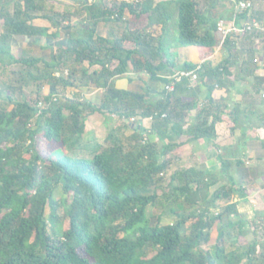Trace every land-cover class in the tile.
<instances>
[{
  "label": "trees",
  "instance_id": "obj_1",
  "mask_svg": "<svg viewBox=\"0 0 264 264\" xmlns=\"http://www.w3.org/2000/svg\"><path fill=\"white\" fill-rule=\"evenodd\" d=\"M7 1L0 0V70L11 68L16 85L0 82V264H264V236L240 240L248 232L247 219L232 197L248 193L226 174L231 161L218 156V171L199 166L193 154L190 164L179 162L187 142L212 139L217 122L225 120V112L232 114L224 99L213 97L214 89L227 85L242 53L253 58L259 51L256 38L264 51V29L258 28L226 36L221 48L227 56L219 64L206 60L221 40L220 19H264L257 0H249L246 9L238 8L240 0H165L154 5L153 0H123L110 7L101 0H82L79 13L84 16L76 26L62 23L71 19L70 13L41 15L64 33L50 58L11 51L17 35L57 36L33 23V12L43 9L45 0H12V11ZM126 10L136 18L147 13V25L116 37L98 33L100 21H120ZM159 22L163 34L169 22L176 25L173 45H194L205 59L194 85L184 78L173 90L164 87L174 62L166 59L165 36L153 35V24ZM127 40L132 47L125 46ZM196 64L185 61L179 68ZM248 64L241 60L240 69L248 71ZM91 66L97 68L90 71ZM125 72L147 74L151 84L118 89L115 79ZM30 82L38 86L34 98L22 91ZM44 84L48 93L40 94ZM68 87L103 88L104 93L94 103L66 96ZM17 89L20 98L15 97ZM190 91L191 98L180 94ZM191 108L196 113L185 127ZM233 110L237 120L239 108ZM93 112L122 120L150 118L151 125L136 123L128 136L124 129L129 123L115 127L90 157L65 152L62 148L68 145L80 148ZM221 199L225 203L219 205ZM156 206L163 207L159 220H175L152 224L149 209ZM258 221L264 217L249 221L255 235ZM213 228L216 236L210 243ZM233 231L234 241L228 243Z\"/></svg>",
  "mask_w": 264,
  "mask_h": 264
},
{
  "label": "crops",
  "instance_id": "obj_2",
  "mask_svg": "<svg viewBox=\"0 0 264 264\" xmlns=\"http://www.w3.org/2000/svg\"><path fill=\"white\" fill-rule=\"evenodd\" d=\"M47 1L48 0H45L46 4ZM101 1L105 3V0ZM124 1L132 2L134 0ZM159 1L165 0H153V5ZM45 3L43 9L33 12L35 13V15H37L35 18H33V23L35 24V26L46 27L47 33H53L56 31L57 36L52 38L51 36L46 37V35L43 34H35L29 38L24 35H17L14 37V41L11 45L12 53H14V50L12 49L13 46H15L17 49V54L15 53V55H19L22 53L23 55L27 56L50 58L56 48V45L64 36V33L61 32L60 28L56 25H46L44 23H37L35 21L39 18L41 20L44 19L52 23L48 18L41 17V15L45 13L48 15H58L53 11H47V9L45 10ZM7 5L9 10L12 11L14 7L12 0L7 1ZM10 5H12V7H10ZM255 7L257 10H259L260 12L263 11L264 13L263 5H255ZM159 17H161V14L159 15ZM131 18H140V21L142 20L139 24L141 25V27L147 25L148 23L147 13H139V16L136 18L126 10L124 12L122 20H102L98 23L97 30L99 29V33L103 36H121L123 33H117V28L119 27L120 22L126 21L125 24L129 25L128 27L130 28L132 25ZM160 20L163 21V16ZM259 24L264 29V19L261 20ZM162 25V22L153 24L154 36L163 34ZM125 32L129 33L128 30ZM164 36L166 41L165 45L169 46L166 59L174 62V66L171 68L172 72H168L167 74H165L166 76L173 73V71L179 68L180 64L185 61L201 63L205 60L200 57L198 49L194 45H173L178 37L177 28L176 25L173 24V22L172 24L169 22L168 29L163 34V37ZM256 39L257 41H255L254 44L258 47L257 49L259 51L255 53L253 58H251V55L246 56L244 55V53H242L238 64L231 67L232 73L227 78V85L216 87L212 92L214 98H222L225 100L224 103L227 110H232V114L225 112V120L217 122V124L215 125L216 134L212 138V156L214 157L215 162L219 164V168L220 162L218 161V156L231 161V163L227 167L226 174H232L234 179L238 182V185H241L243 188H245L248 193L244 198H240L242 204H245L249 201H254L258 204L264 203V51L260 50L262 40L259 38ZM125 46L132 47V42L129 40L125 41ZM226 56V52H224L221 46L218 45L214 49L212 55L206 60L211 61L212 66H214L222 62ZM241 60L249 62V64L245 66L248 71L240 69ZM150 84L151 83L148 81L147 74L144 73L125 72L115 79V87L118 89L140 90L149 87ZM44 85L47 86V92L45 93L47 94L49 86L47 84ZM76 90L83 91V97L94 103H99L104 93L103 88L96 87H83ZM151 90L153 92L156 91L155 88ZM204 90L205 87L201 86V91L198 94L200 98L203 96ZM180 94L185 98L192 97L191 91ZM236 106L239 108V113L236 115L237 120L235 119L233 113V109ZM195 113V108H191L188 111L185 118V127L188 125V123L193 121ZM98 114L103 116L110 115L109 113ZM111 115L116 117V120L120 119L115 114ZM144 119H141L139 117H131L130 119L126 120L125 123L130 124V126L127 128H129L132 132V128L137 124L142 126V123L145 124V122H151L150 118H146L145 120ZM153 139H155V137H153ZM195 141L199 140L187 142L186 148L192 146V142ZM198 143L201 147L203 146L202 144H206L208 142L206 140H201ZM184 152H187V149L180 154L179 162L181 164L186 163V161H184L183 159H188L191 154H193V156L198 159L197 154L193 150L189 151L187 154L185 153V155L183 156L182 154H184ZM212 170L218 171L216 170V165L212 166ZM234 196H237L236 200H238L239 196L237 194H235Z\"/></svg>",
  "mask_w": 264,
  "mask_h": 264
},
{
  "label": "rangeland",
  "instance_id": "obj_3",
  "mask_svg": "<svg viewBox=\"0 0 264 264\" xmlns=\"http://www.w3.org/2000/svg\"><path fill=\"white\" fill-rule=\"evenodd\" d=\"M81 1L82 0H48L47 4L45 3V10L47 9V11H53L57 14H64V13H70L71 15V19H67L62 23H68L70 22L72 25H78L80 19L82 18V16H84V13H79V9L81 6ZM91 1V0H89ZM120 2V0H105V3L107 4L108 7H110L112 4H118ZM264 0H257L255 2L256 6H260L263 5L264 6ZM10 7H12V5H10ZM50 13V12H49ZM51 15V14H49ZM115 16V15H114ZM132 19V25H131V29H133L135 26H139L141 27L140 22V18ZM43 20V21H42ZM36 19L35 21L37 23H44L46 25H54L53 23H50L49 21H46L44 19ZM128 21V20H127ZM126 22V21H125ZM125 22H120L118 29V34H122L125 31H129V25H126ZM99 33V29L97 30ZM255 41H257V39H255ZM12 49L14 50V54H17V49L15 46L12 47ZM13 68H18V65H12ZM42 67V66H40ZM97 68V66H91L90 67V71H92L93 69ZM10 69L5 70V72H1L0 70V82L3 81H7V82H12L13 84L16 85V82L13 81V77L14 75H12L10 73ZM37 85L36 83H31L28 85H25L22 87V91H24L27 95H29L31 93V97H36V89H37ZM43 88V90H42ZM42 88H40V94H45L47 92V86L43 85ZM42 90V91H41ZM75 92V93H73ZM21 91L19 89L16 90L15 92V97L16 98H20L21 97ZM65 95L68 97H72L74 95L78 96L79 98H84V92L81 90H76L75 88L72 87H68L65 90ZM88 100V99H87ZM199 102L201 103L203 101V98H199L198 99ZM93 114V115H92ZM117 118L114 117L113 115H100L98 113H91L90 115H88L87 120H86V128L87 131L81 136V140L79 142V147L80 148H76L73 147L71 145L65 146L64 148H62L65 152L71 154V155H75V156H79V157H90L92 155V148L97 145L98 143L102 142L106 136V134L108 132H110L112 129H115V127L117 126H122L124 125V123L126 122V120H116ZM146 119V118H145ZM144 119V120H145ZM149 121V120H148ZM151 122H145L142 123L141 125L149 128L150 127ZM131 133V130L129 128H125L124 129V135L128 136ZM208 143H204L202 144L203 146L200 147V144L198 143L199 141H195L192 142V146L185 148V150L187 149V152H184V154H182L183 156L185 155V153L187 154L189 151L193 150L197 156H198V161H199V166L201 167H208L210 169H212L213 165H216V170H219V164L215 162L214 157L212 156V139H208L206 140ZM189 146V144H188ZM183 150V151H185ZM182 151V152H183ZM219 151V149H218ZM184 161H186L187 164L191 163V160L184 158ZM176 161L172 163V168L176 167ZM181 164V163H180ZM225 180V179H224ZM226 182V181H225ZM213 187H211L212 190ZM61 196V193L59 191H56V197L59 198ZM237 196H233L232 200L237 201V206H238V210L239 212L242 214V216L247 219V222H245V228L248 230V232L245 234V236H242L240 238V240L243 243H247V241H252L254 238L256 239H261L264 236V222L258 221V227H257V234L255 235V232H253V227L250 224V220L252 219H257L258 217H264V203L263 204H258L257 202L254 201H249L246 202L245 204L241 203L240 197H238V200H236ZM217 203L219 205H222L225 203L224 199L221 200H217ZM163 207L161 206H156V207H152L150 208V221L152 224H154L156 221H158V216L161 215V211H162ZM213 212H216L217 209L213 208L212 209ZM175 220L174 217L171 218H167V217H161V219L159 220L160 223H169V222H173ZM215 236H216V231L215 228L211 229V236H210V243L214 242L215 240ZM234 237H235V231H233L231 238L228 240V243H231L234 241ZM234 245V244H233ZM245 245V244H244Z\"/></svg>",
  "mask_w": 264,
  "mask_h": 264
},
{
  "label": "built area",
  "instance_id": "obj_4",
  "mask_svg": "<svg viewBox=\"0 0 264 264\" xmlns=\"http://www.w3.org/2000/svg\"><path fill=\"white\" fill-rule=\"evenodd\" d=\"M251 7L249 0H240L238 4L239 9H246ZM262 28L255 17L249 19H241L238 22L235 19L224 20L220 19L217 23V29L221 33V40L219 46H221L223 40L228 35H240L245 31H251L253 29ZM201 69V63H197L194 68L181 69L177 68L173 73L168 75L170 81L164 85L167 90H173L175 83L182 79H187L191 84L196 83L198 80V70Z\"/></svg>",
  "mask_w": 264,
  "mask_h": 264
}]
</instances>
